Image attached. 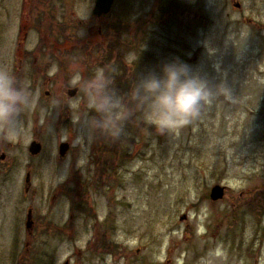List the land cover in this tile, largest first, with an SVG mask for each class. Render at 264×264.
Instances as JSON below:
<instances>
[{
	"label": "rangeland",
	"instance_id": "1",
	"mask_svg": "<svg viewBox=\"0 0 264 264\" xmlns=\"http://www.w3.org/2000/svg\"><path fill=\"white\" fill-rule=\"evenodd\" d=\"M94 5L0 0V67L33 101L0 134V264H264V0H117L101 18ZM108 39L123 44L126 69H108L123 95L178 60L215 99L178 132L135 111L118 139L84 133L81 85Z\"/></svg>",
	"mask_w": 264,
	"mask_h": 264
},
{
	"label": "clouds",
	"instance_id": "2",
	"mask_svg": "<svg viewBox=\"0 0 264 264\" xmlns=\"http://www.w3.org/2000/svg\"><path fill=\"white\" fill-rule=\"evenodd\" d=\"M87 96L86 108L92 115L77 118L84 133L102 134L118 139L124 122L135 111L161 135L178 132L201 117L218 91L191 68L178 60L162 65L160 71L148 70L138 75L130 90L121 95L102 69L81 85ZM30 93L6 68L0 67V134L16 132L20 113L31 107Z\"/></svg>",
	"mask_w": 264,
	"mask_h": 264
},
{
	"label": "water",
	"instance_id": "3",
	"mask_svg": "<svg viewBox=\"0 0 264 264\" xmlns=\"http://www.w3.org/2000/svg\"><path fill=\"white\" fill-rule=\"evenodd\" d=\"M115 3V0H95V5L93 8V15L97 18H101L103 16L108 15L113 8V5ZM79 89L74 88L72 90L68 91V96L69 97H74L78 93ZM69 144L67 143H62L59 145V155L61 157H65L66 154L68 153L69 150ZM41 151V145L37 142H32L31 145L29 146V153L32 156L38 155ZM5 156L2 155L0 157L1 160H4ZM29 175L27 176L26 179V184L29 183ZM225 193V188L221 186H215L212 188L211 193H210V198L212 201H218L223 199ZM33 213L32 210L28 211L27 214V219H26V224L25 227L28 231H32L34 227V221L32 219ZM182 219V218H181ZM64 264H69V262H65Z\"/></svg>",
	"mask_w": 264,
	"mask_h": 264
},
{
	"label": "trees",
	"instance_id": "4",
	"mask_svg": "<svg viewBox=\"0 0 264 264\" xmlns=\"http://www.w3.org/2000/svg\"><path fill=\"white\" fill-rule=\"evenodd\" d=\"M115 1H117V0H115ZM177 9H179V7ZM175 10H176V8H175ZM123 25H125V24L121 23L120 26L118 24V27L123 30L124 29ZM111 28L113 29V28H117V27L111 26ZM126 30H127V28H126ZM107 42H109V43L106 45V48L103 47V48H105L104 49L105 50V55H103V54L100 55V52L98 53V55L101 56V58L99 60V66H100V68H102L104 70L106 76L110 77L111 79H115L116 78L117 81H121V80H123L125 78L123 75H119V74L112 75V73H108V69L114 63H118L119 64V68L126 69L125 67L122 66V59L123 58H122V56L120 54V50H119L123 44H121V42H119V41L118 42L111 41L110 39H108ZM94 75H95V73L90 71L89 72V79H91ZM117 89H118V91H119V93L121 95L124 94L125 90H124V88L122 86H120Z\"/></svg>",
	"mask_w": 264,
	"mask_h": 264
},
{
	"label": "flooded vegetation",
	"instance_id": "5",
	"mask_svg": "<svg viewBox=\"0 0 264 264\" xmlns=\"http://www.w3.org/2000/svg\"><path fill=\"white\" fill-rule=\"evenodd\" d=\"M3 155L5 156V154H3ZM1 156H2V155H1ZM1 156H0V157H1ZM5 158H6V156H5ZM5 158H4V160H5ZM33 158L36 160V155L33 156ZM4 160H3V161H4ZM28 175H29V177H30V174H27V176H28Z\"/></svg>",
	"mask_w": 264,
	"mask_h": 264
}]
</instances>
